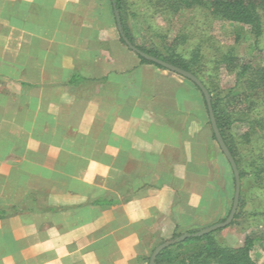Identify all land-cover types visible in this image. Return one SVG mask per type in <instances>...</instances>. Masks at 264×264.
<instances>
[{"label": "crops", "instance_id": "obj_1", "mask_svg": "<svg viewBox=\"0 0 264 264\" xmlns=\"http://www.w3.org/2000/svg\"><path fill=\"white\" fill-rule=\"evenodd\" d=\"M103 6L0 0V264H149L204 222L201 97L131 56Z\"/></svg>", "mask_w": 264, "mask_h": 264}, {"label": "trees", "instance_id": "obj_2", "mask_svg": "<svg viewBox=\"0 0 264 264\" xmlns=\"http://www.w3.org/2000/svg\"><path fill=\"white\" fill-rule=\"evenodd\" d=\"M141 1L152 10L150 17H162V22H167L183 12H198L205 18L203 26H208L211 21H222L249 28L255 40L264 36V0ZM137 6L135 0H106V6H103L109 10V15L112 17L119 44L134 55L140 64L153 65L166 71L161 66L133 53L122 37L139 51L189 72L201 81L210 95L217 128L239 171V204L229 226L234 225L242 216L247 202L251 208L243 214L246 222L256 221L261 224L260 218L264 217V112L257 110L264 101V66L241 61L232 49L224 52L215 49L217 51L212 53V46H206L210 37L206 38L205 34H202L200 40L194 45L191 44L189 48H181L188 41V36L181 35L175 36L166 45L154 43L151 46L137 45L136 32L134 34L129 26V20L137 21L141 17L139 12L134 10ZM101 17L105 18L104 12ZM158 37L164 38L163 34ZM221 69L234 76V85L225 90L220 89L218 85ZM77 74L78 72H75L72 75L69 85L77 87L89 81L80 78ZM180 78L200 95L205 127L210 132L211 141L216 143L206 104L199 88L189 80ZM237 124L245 126L243 133L238 134L233 131ZM209 159L213 168H211L209 187L203 196L208 197L210 201L208 210H204L202 216L204 222L188 225L182 229L185 230L184 233L177 230L171 240L183 235L196 234L212 224L223 222L230 212L235 191L232 169L219 148L216 155L213 150L209 151ZM207 219L209 222L205 223ZM218 231L220 230L202 236L187 237L165 248L157 255L155 264H257L251 254L256 245L264 248V233L246 236L243 244L234 248L216 238ZM149 259L150 257L146 261L149 262Z\"/></svg>", "mask_w": 264, "mask_h": 264}, {"label": "rangeland", "instance_id": "obj_3", "mask_svg": "<svg viewBox=\"0 0 264 264\" xmlns=\"http://www.w3.org/2000/svg\"><path fill=\"white\" fill-rule=\"evenodd\" d=\"M135 1L138 6L134 7V10H137L141 17L137 21L129 20V26L132 32L137 34H135V43L137 45L151 46L152 43L166 45L175 36L181 35L188 36L187 43L182 45L181 48H189L191 44L194 45L200 40L202 34H205L206 38L210 37V40L207 39L208 45L206 46H212V53L217 51L215 49L220 52L232 49L241 61L264 66V36L255 40L249 28L222 21H211L208 26H203L205 18L198 12H183L172 17L167 22H162V17H150L152 10L149 9L150 7L144 1ZM201 31L204 32L202 33ZM161 34L164 37L162 39L158 37ZM131 56L134 55L131 54ZM218 85L222 90L232 87L234 85V76L221 69L218 75ZM257 111L264 112V101L260 104ZM233 131L238 134L243 133L245 126L237 124L234 126ZM250 208L247 202L242 216L236 220L234 225L216 232V238L227 246L237 248L243 244L246 236L264 233V217L260 218L262 220L261 224L256 221L253 223L246 222L243 214L247 213ZM250 223L251 225H249ZM180 232L184 233L185 230H180ZM251 255L257 264H264L263 247L256 245Z\"/></svg>", "mask_w": 264, "mask_h": 264}, {"label": "water", "instance_id": "obj_4", "mask_svg": "<svg viewBox=\"0 0 264 264\" xmlns=\"http://www.w3.org/2000/svg\"><path fill=\"white\" fill-rule=\"evenodd\" d=\"M116 16L118 17L117 13H116ZM124 43L126 44V46L135 54L139 55L140 57H142L143 59L149 61V62H152L158 66H161L162 68H164L165 70H167L168 72L170 73H173V74H176L182 78H185L187 80H189L190 82H192L193 84H195L203 98H204V101H205V104H206V108H207V112H208V117H209V122H210V126H211V129H212V132L214 134V137H215V140H216V143L219 147V149L221 150L222 154L224 155L225 159L227 160V162L229 163L231 169H232V172H233V176H234V182H235V191H234V197H233V202H232V207L230 209V212L227 216V218L225 219V221L223 222H220V223H216L212 226H209L203 230H200L199 232H197L196 234H193V235H183V236H180L179 238L175 239V240H171V241H168V242H164L162 244H160L159 246H157L154 251L152 252L151 256H150V259H149V264H155V260H156V257L157 255L162 251L164 250L165 248L171 246V245H174L180 241H183L184 239H186L187 237H196V236H202V235H206V234H209V233H212V232H215L217 230H220V229H224V228H227L233 221L234 219V216L236 214V211H237V208H238V204H239V197H240V177H239V171L237 169V166L235 164V161L231 155V153L229 152L227 146L225 145L222 137H221V134L217 128V125H216V121H215V118H214V114H213V109H212V106H211V99H210V95L207 91V89L203 86V84L201 83V81L196 78L194 75H192L191 73L189 72H186L184 70H181L175 66H172L168 63H165L157 58H154L152 56H149L141 51H139L138 49H136L134 46H132L128 40L125 38V37H122Z\"/></svg>", "mask_w": 264, "mask_h": 264}]
</instances>
